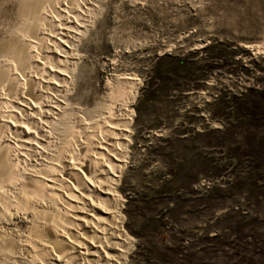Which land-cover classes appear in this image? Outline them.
I'll return each mask as SVG.
<instances>
[{
	"label": "rangeland",
	"instance_id": "1",
	"mask_svg": "<svg viewBox=\"0 0 264 264\" xmlns=\"http://www.w3.org/2000/svg\"><path fill=\"white\" fill-rule=\"evenodd\" d=\"M83 2H65L81 25L67 58L50 37L59 59L36 50L65 78L34 140L49 153L50 140L71 141L77 160L109 123L124 131L113 186L121 264H264V0ZM21 4L0 0V48L22 27ZM44 70L33 75L48 81ZM15 146L3 153L17 175L0 182V264H46L44 224L64 221L63 208L31 193L47 154Z\"/></svg>",
	"mask_w": 264,
	"mask_h": 264
},
{
	"label": "bare ground",
	"instance_id": "2",
	"mask_svg": "<svg viewBox=\"0 0 264 264\" xmlns=\"http://www.w3.org/2000/svg\"><path fill=\"white\" fill-rule=\"evenodd\" d=\"M67 1L69 0H21L20 20L22 18V27L18 30L15 40L9 41L0 48V62H5V60L6 63L9 62V64H5L4 67L0 68V182L6 183L16 180L17 174L12 171L13 165L5 160L4 155L6 151L8 156L10 154L13 156L15 153L13 152V146L16 145L24 152L28 151L27 153L34 155L47 154L46 162L49 165H43L46 174L42 171L45 178H41L42 181L36 179L37 181L33 183L31 193L35 197L49 196L50 200L63 208L62 216L65 220L61 219L64 223L53 221L55 219L48 223L44 222V227L51 241V245L43 244L40 247L41 254L46 259L45 263L121 264L123 247L121 245L122 238L114 218L116 194L113 186L123 163L120 147L126 141L124 131L109 123L108 128L104 127L106 129L104 131L105 135L98 141H96L97 138L94 141L89 139L84 146L79 145V152L82 151L83 153H76V155H80L77 160L76 156L73 155L75 152L68 151L71 154H66L71 141L58 144L61 138L57 137V141L52 139L53 143L50 140L48 146L50 149L55 150L54 153L53 149L51 150L52 153H49L47 150L45 152L44 148L46 146L42 142L34 140L37 135H47V132L43 133L42 131L46 125L38 122L40 119L42 120L39 117L45 115L48 118V113L52 112L51 108L53 106L46 104L52 96L48 92L61 93L64 91L62 89L63 85L59 84L60 82H55V78L60 81H64L65 78L62 71L51 69L44 62H41L42 57L40 58L36 50L39 49L41 44L46 45L45 42L50 37L51 40L57 42L59 50L65 53L63 59L67 58L69 51L67 44L70 36L77 34L76 28L81 26L78 23L80 18L77 12L75 13L74 6L67 7V5L65 7ZM50 48L48 49L46 45L45 48L40 50L41 54L43 51L47 56L43 58L55 57V59H59L58 51L56 52ZM45 50L47 51L45 52ZM37 64L38 67L40 64L45 69L44 72L48 73L47 76L51 75L48 81L43 80V76L39 73L37 74L39 77L33 75L36 73L34 70ZM50 67L52 66L50 65ZM5 105H7L6 110L3 108ZM54 124L57 123L52 124L54 129L52 131L56 133L58 129L55 128ZM62 127L64 126L62 125ZM39 131H42V133H37ZM7 133H14L20 139H9L7 137L11 136ZM39 137L41 138V136ZM104 158L107 159V162L104 161ZM43 159L38 162H42ZM38 162L35 164L42 167L41 163L38 164ZM28 182L32 183V180L29 179ZM65 199L66 201H64ZM17 200L24 202L21 203L24 206L29 202L24 196L18 197Z\"/></svg>",
	"mask_w": 264,
	"mask_h": 264
}]
</instances>
